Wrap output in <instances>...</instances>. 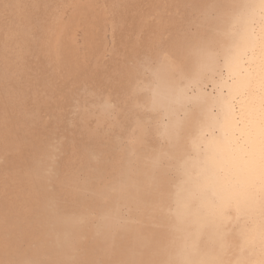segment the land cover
<instances>
[{"label":"bare ground","instance_id":"6f19581e","mask_svg":"<svg viewBox=\"0 0 264 264\" xmlns=\"http://www.w3.org/2000/svg\"><path fill=\"white\" fill-rule=\"evenodd\" d=\"M229 89L249 133L264 0H0V264H264V220L187 190Z\"/></svg>","mask_w":264,"mask_h":264},{"label":"clouds","instance_id":"9594fccd","mask_svg":"<svg viewBox=\"0 0 264 264\" xmlns=\"http://www.w3.org/2000/svg\"><path fill=\"white\" fill-rule=\"evenodd\" d=\"M222 67L227 72L228 63ZM239 104L231 89L214 98L216 111L207 129L210 138L202 154L193 159L188 176L187 190H196L190 203L202 209V219L210 230L226 223L230 219L228 212L232 208L239 211L241 205L264 220V116L251 132L241 133ZM237 166L246 176L243 196L236 182L224 179ZM192 227V220L185 217L183 230L190 231Z\"/></svg>","mask_w":264,"mask_h":264}]
</instances>
